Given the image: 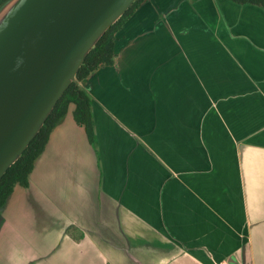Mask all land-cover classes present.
Masks as SVG:
<instances>
[{
	"label": "crops",
	"instance_id": "obj_1",
	"mask_svg": "<svg viewBox=\"0 0 264 264\" xmlns=\"http://www.w3.org/2000/svg\"><path fill=\"white\" fill-rule=\"evenodd\" d=\"M0 210V264H264V7L145 0Z\"/></svg>",
	"mask_w": 264,
	"mask_h": 264
},
{
	"label": "water",
	"instance_id": "obj_2",
	"mask_svg": "<svg viewBox=\"0 0 264 264\" xmlns=\"http://www.w3.org/2000/svg\"><path fill=\"white\" fill-rule=\"evenodd\" d=\"M137 0L0 5V180L39 134L87 55Z\"/></svg>",
	"mask_w": 264,
	"mask_h": 264
},
{
	"label": "trees",
	"instance_id": "obj_3",
	"mask_svg": "<svg viewBox=\"0 0 264 264\" xmlns=\"http://www.w3.org/2000/svg\"><path fill=\"white\" fill-rule=\"evenodd\" d=\"M5 0H0V5ZM145 0H137L131 8L118 20L99 40L96 47L87 55L77 75V82L72 83L58 101L54 110L46 120L39 134L33 139L22 157L13 164L0 180V210L17 186L29 187L30 175L39 157L45 150L52 130L64 119L71 104L75 105L76 122L84 126L89 140L94 144V121L91 98L84 87L86 78L98 68L110 66L115 58V35L123 24L131 17L139 5ZM237 4H256L264 7V0H231Z\"/></svg>",
	"mask_w": 264,
	"mask_h": 264
}]
</instances>
